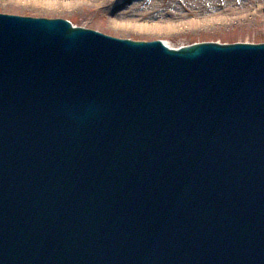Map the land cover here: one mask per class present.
<instances>
[{
  "label": "water",
  "instance_id": "obj_1",
  "mask_svg": "<svg viewBox=\"0 0 264 264\" xmlns=\"http://www.w3.org/2000/svg\"><path fill=\"white\" fill-rule=\"evenodd\" d=\"M0 264H264V43L0 13Z\"/></svg>",
  "mask_w": 264,
  "mask_h": 264
},
{
  "label": "rangeland",
  "instance_id": "obj_2",
  "mask_svg": "<svg viewBox=\"0 0 264 264\" xmlns=\"http://www.w3.org/2000/svg\"><path fill=\"white\" fill-rule=\"evenodd\" d=\"M0 13L66 18L119 38L173 47L264 43V0H0Z\"/></svg>",
  "mask_w": 264,
  "mask_h": 264
},
{
  "label": "bare ground",
  "instance_id": "obj_3",
  "mask_svg": "<svg viewBox=\"0 0 264 264\" xmlns=\"http://www.w3.org/2000/svg\"><path fill=\"white\" fill-rule=\"evenodd\" d=\"M202 2H204V0H202Z\"/></svg>",
  "mask_w": 264,
  "mask_h": 264
}]
</instances>
